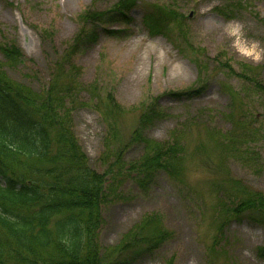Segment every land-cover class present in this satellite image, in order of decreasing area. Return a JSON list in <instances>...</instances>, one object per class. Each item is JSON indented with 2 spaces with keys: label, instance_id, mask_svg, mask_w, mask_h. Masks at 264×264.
Masks as SVG:
<instances>
[{
  "label": "rangeland",
  "instance_id": "1",
  "mask_svg": "<svg viewBox=\"0 0 264 264\" xmlns=\"http://www.w3.org/2000/svg\"><path fill=\"white\" fill-rule=\"evenodd\" d=\"M117 1L0 0V40L15 41L30 59L5 67L8 75L39 91L55 62L70 70L72 133L89 165L107 175L99 233L103 251H115L133 233L144 247L155 224L137 227L156 214L169 237L129 264H264L258 250L264 227L227 208L237 199L231 180L264 193V92L250 80L264 85V0H134L128 23L93 28L84 20L86 12L109 10ZM230 1L241 6L228 8L231 18L221 16L218 9ZM153 7L176 11L182 25L169 21L165 34L154 35L144 25ZM154 17L165 20L160 12ZM91 32L75 56L61 59L73 40ZM222 86L241 95L233 108ZM190 88L200 92L170 95ZM154 101L164 116L132 140ZM150 140L163 145L182 140L173 160L177 178L160 171L142 185L129 170L144 148L153 151L144 147ZM124 255L111 254L113 261Z\"/></svg>",
  "mask_w": 264,
  "mask_h": 264
},
{
  "label": "trees",
  "instance_id": "2",
  "mask_svg": "<svg viewBox=\"0 0 264 264\" xmlns=\"http://www.w3.org/2000/svg\"><path fill=\"white\" fill-rule=\"evenodd\" d=\"M126 2L129 0L120 4ZM229 3L226 8L218 9L221 16L231 18L232 11L228 8L237 10L236 7L241 6L240 2L236 6L232 1ZM160 13L165 16V21L181 25L182 18L174 11ZM152 16L148 14L144 18L146 26L154 35L164 33L165 21ZM85 17L84 20L91 18L98 26L100 23L97 22L116 20L117 15L88 11ZM93 35L94 32L78 36L64 50L67 53L61 59L75 56ZM0 54V264H129L134 257L159 247L169 235L159 226L158 215L153 214L137 227L140 231L155 224L156 233L144 247L143 240L137 245L141 237L133 233L128 242L125 240L115 251L112 248L110 253L103 251L99 233L104 223L102 209L109 194L106 191L107 175L89 165L72 133L74 88L68 76L70 70L55 62L47 86L36 91L11 78L4 69L5 66L13 68L25 64L17 44L0 40ZM250 80L255 90L264 92V85L256 78ZM222 87L228 89L232 108L242 100L239 93ZM199 91L192 88L172 95L193 97ZM147 112L140 116L132 140L140 139L143 127L164 116L157 101ZM241 122L238 119L237 125ZM183 128L185 131L187 127ZM180 132L178 138L182 139L184 133ZM180 142L182 140L163 145L147 141L144 147L151 146L153 151L144 148L143 155L130 163L129 170L136 172L142 185L151 182L160 171L177 178L179 170L173 168V160L181 153ZM117 158L120 162L121 151ZM229 182L231 190L237 192V199L229 202L228 211L245 213L251 221L264 227V193L247 190L237 180ZM219 191L227 192L222 187ZM123 251L125 255L113 261L112 252ZM259 252L264 256V246ZM170 263L168 260L167 264Z\"/></svg>",
  "mask_w": 264,
  "mask_h": 264
}]
</instances>
